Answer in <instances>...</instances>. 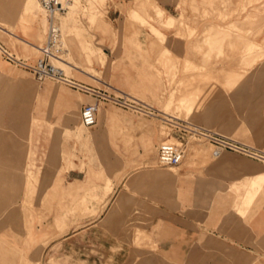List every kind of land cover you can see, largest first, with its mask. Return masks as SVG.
I'll return each mask as SVG.
<instances>
[{"label":"rangeland","instance_id":"rangeland-1","mask_svg":"<svg viewBox=\"0 0 264 264\" xmlns=\"http://www.w3.org/2000/svg\"><path fill=\"white\" fill-rule=\"evenodd\" d=\"M115 1L81 0L73 10L66 8L58 17L61 58L77 68L74 55L87 52L84 57L91 63L92 53L97 61L96 51L103 50L105 66L94 65L102 80L108 82L110 73L114 74L117 79L115 86L148 103L155 109L154 115H144L110 101L103 104L110 107L107 121L114 124V155L102 122L84 129L79 118L75 119L74 130L67 137L59 118L63 111L60 99L51 95L38 98L30 94L28 97L20 91L14 130L17 144L13 151L19 160V168L27 160L34 163V168L29 183L25 182L20 170L17 179L3 178L7 182H16L14 191L19 196L15 201V198L6 200L4 195L0 205V235L17 247L11 249L8 244H2L0 264H24L26 261L23 237L27 209H30V217L34 213L36 219L44 222H52L58 215L61 221L68 223L64 227L66 231L51 239L42 250L41 264H45L51 254L59 258L58 264H76L83 256L98 253L97 242L110 245V260H105V264L112 262V255L124 243L144 251L138 254L140 261L155 264L148 259L157 249L155 232L152 224L145 227V217L140 218L144 211L138 205L143 199L155 204L160 202L156 198L176 195L172 175L187 164L201 178L212 174L222 182L229 178L243 180L251 173L247 166L264 167L262 161L233 151H222L219 157H213V146L189 130L204 128L215 131L264 154V0H200V3L198 0H188V3L184 0L180 13H171L175 16L180 14L178 19L168 17L163 21L164 25L172 27L163 29L166 36L156 34L152 28L159 25L162 13L160 0H135L127 10L123 7L125 0ZM38 15L45 18L41 29L32 26L30 21L25 23L19 16L14 30L15 34L41 47L46 40L47 15L41 8ZM25 18L29 20L30 17ZM1 22L10 25L0 2ZM147 27L153 32L151 35ZM0 34L10 38L4 31L0 30ZM12 39L9 41L16 45L17 40ZM1 41L5 43L3 39ZM19 45L23 46L21 42ZM14 47L18 57L30 59V62L39 55L35 48L29 55H21ZM55 63L69 76L82 81L72 68ZM24 71L34 78L31 72ZM83 78V83L91 87L116 94L104 85ZM46 81L87 97L88 103L95 101L89 93L51 79ZM127 83L137 87L130 90ZM44 84L45 81L38 83L40 87ZM28 104L30 116L34 114L37 117L33 125L28 116ZM47 117L51 125L46 122ZM130 121L137 124L129 128L126 123ZM144 126L149 127L145 132L150 137L141 144L136 136L139 134L136 127L141 129ZM7 130L10 129L4 130V143L9 140ZM91 131L96 138L90 146V139L94 137ZM159 132L164 133L161 141L157 140ZM66 140L76 141L80 146L75 145L73 151H68L67 164L58 173L74 169L72 161H80V169H83V159L85 169L88 165L95 170L104 168V174L113 180L112 191L105 194L101 186L104 174L95 175L75 169L63 173V180L55 178L56 167L65 165L60 159V151ZM163 141L184 147V159L179 166L162 167L158 164L157 147ZM226 154L230 158L223 167L209 169ZM158 173L172 175L166 178V175L162 177ZM74 178L81 179L78 185L84 187L69 188L68 181ZM93 182L99 186L91 188ZM121 190L127 194H119ZM96 193L100 198L93 197L92 194ZM117 196L120 202L114 203ZM223 196H226L225 201L233 203L236 193L229 191ZM176 197V202L186 206L197 196L184 193ZM93 206L96 209H92ZM257 209L258 206L253 205L247 214ZM103 218L107 223L101 221ZM91 228L92 233L89 231ZM33 229L30 225V239ZM119 229L131 238H122ZM57 240L60 243L50 250ZM165 262L168 261L162 259L158 264ZM30 264H40V260L37 258L35 263L31 260Z\"/></svg>","mask_w":264,"mask_h":264},{"label":"crops","instance_id":"crops-1","mask_svg":"<svg viewBox=\"0 0 264 264\" xmlns=\"http://www.w3.org/2000/svg\"><path fill=\"white\" fill-rule=\"evenodd\" d=\"M113 1L116 2L115 0ZM134 1L135 0H125V5H123L125 10L130 8ZM182 1L184 0H160L159 6L162 13L159 25L156 24L152 26L156 34L166 36L163 29H171L172 27L170 25H164L163 21L168 17H175L178 19L180 14L175 16L171 13H180ZM186 2L188 3V0H186ZM198 2L200 3V0H198ZM19 14L20 13H16L10 22L9 27L5 26L4 22H1L0 25L15 34L14 27L19 19ZM147 28L150 32L149 35H151L153 32L149 27ZM168 34L171 35L172 32H169ZM28 35H30L29 32ZM0 39L5 41L4 43L0 40V43L3 44L16 59H21L30 65L33 64L34 61L30 62V59L18 57L15 49H13L8 43L10 39L13 40L11 37L5 38L0 34ZM21 47L22 46L19 45V42L16 41V49H20ZM96 54L99 57V60L95 61L92 53L91 63H89L84 57V55H88L87 52L84 53V55H74L76 59L75 65L78 66L76 69L78 70H73L74 73L78 74L80 79L82 78V81L80 82L83 83V77H86L96 84L104 85L108 89L116 91V94H118L117 91L125 93V91L115 86L114 81H117V79L114 74L110 73V81L107 82L102 80L100 71L94 65L95 63L100 64L103 68L105 66L106 54L103 50L101 52L96 51ZM79 59L81 61L83 59V63ZM23 69L28 70L9 61L0 53V205L4 195L6 200H12L15 198V201L19 196H16L17 194L14 191L16 182H7L3 178L11 177L17 179L20 170L26 178L25 182L29 183L30 177L32 176V169L34 168V163L27 160L21 165L20 169L19 160L15 156L16 152L15 150L13 151L14 146L17 144L14 130L17 126L15 120H17V114L19 111L18 98L20 91L21 93H26L28 97L30 94L38 98L51 95L60 99V105L63 111L60 113L59 118L63 123V129L67 137L69 133H72L74 130L73 121L78 118L80 120V109L82 105L89 101L87 97L81 94L74 92L70 93L62 87L51 84L47 81H45L43 87H40L34 74L28 70L34 76L33 78ZM70 77L72 76L70 75ZM127 84L130 90L137 87L133 83ZM86 85H88V83H86ZM126 94L130 95L128 92H126ZM130 96L149 105L133 95ZM103 104L108 103L99 102L98 106L100 112L98 111L97 113L96 123L93 127L98 126L99 122H102L104 130L107 131L109 142L113 147V154L115 155L114 147L116 143L113 134L114 124L113 122L109 123L107 121V114L110 111V107H106ZM80 105L81 107L79 108ZM26 106L30 124L33 125L36 122L37 117L34 114L30 116V104ZM46 122L49 125L52 124L48 117L46 118ZM126 124L130 128V126L136 125L137 122L130 121ZM146 128L149 129L147 126H144L141 129L136 127V132L139 131V134H136V136L141 140V144L150 137L145 132ZM5 129H10V131L7 130L10 133H6L7 139H9L7 140V143H4L3 137ZM152 129L156 132L154 127H152ZM92 134L94 137H91L90 139V146L94 143L96 138V135L93 132ZM75 145L80 146V143L78 144L76 141L69 142L66 140V143L60 151V159L65 165L61 164L56 167L55 178L63 180V173L75 169H79V171H84L85 173L90 172L95 175L104 174L105 170L103 167H99L98 170H95L92 166L88 165L85 169V162L80 157L79 158L82 159V162L84 163L83 169H80V161L78 163L72 161L75 166L74 169L58 173L61 167L66 166L69 155L68 151H73L74 149L72 147ZM69 147H71L72 150ZM203 151H205V149ZM228 158H230L229 155H224L222 159L217 163H214L209 169L223 167ZM187 163L188 161H186L185 164ZM247 169H249L251 173L243 180L240 181L236 178L230 180L229 178V180L222 182L212 174H209L210 176L204 175L201 178L194 172L192 167L187 164L185 168H182V170H179V172L175 174L174 179H172L171 182L175 185L176 189L174 190L177 193L176 195L184 193L196 195L197 197L192 203H187L186 206H181L180 203L176 202L178 197L173 194L169 197L162 196L156 198V201L160 202H155V204L143 199L138 206L140 208L142 207L141 210L144 211V214L143 216H139L140 218H146L147 221L145 227L148 228L152 224L151 226H153V231L155 232L157 245V249L152 255H149L148 259L153 262L155 261V264H158L159 261L162 262V259H166L169 264H264V167L247 166ZM162 174L163 173H158L159 176L164 177ZM78 182H82V180L74 178L72 181H68V187L71 189L84 187V185H78ZM93 183L94 185H91V188L94 189L99 186L97 183ZM101 186L105 194L112 191L113 180L111 177L105 175L104 183ZM229 191H234L236 193L233 203L225 201L226 196H223L224 194H228ZM120 193H123L124 195L127 194L123 190H121L119 194ZM92 195L96 199L100 198L97 193ZM123 198L125 199V197ZM117 199L118 196L114 200V203L120 202L117 201ZM105 202L106 201H104V204ZM144 203L147 204L144 205ZM253 205L258 206V209L253 213L247 214L248 209ZM92 209H96V206H93ZM245 214L247 215L245 216ZM101 221L107 223L106 218H103ZM67 224V222L65 223V221H61L58 215L55 216L52 222H44L40 219H36L34 213L30 217V209H27L25 213V234L23 237V243L25 245L23 253H25L26 259L24 264H30L31 260L35 263L37 258L40 260L41 264L42 250L48 246L51 239L66 231V228L64 227ZM30 225L34 227L32 239H30ZM61 227H63V229H61ZM89 231L92 233L93 229L91 228ZM118 233L119 235L122 234V238H131V236L128 237L121 233L120 229ZM105 241L106 243H109V241ZM58 243H60V240L54 242L49 249L51 250ZM2 244H8L11 249L17 248L12 241H8L0 235L1 247ZM97 247L99 249L96 255L83 256L76 264H84L83 261H85L86 264H105V260L109 261L110 245H101L97 242ZM143 252L144 251H140L138 248H134V246L129 243H124L120 250L112 255V262L110 264H146L148 261L139 260L138 254H143ZM46 263L58 264L59 258L54 254H51L45 261V264ZM167 263L165 262V264Z\"/></svg>","mask_w":264,"mask_h":264},{"label":"built area","instance_id":"built-area-1","mask_svg":"<svg viewBox=\"0 0 264 264\" xmlns=\"http://www.w3.org/2000/svg\"><path fill=\"white\" fill-rule=\"evenodd\" d=\"M69 1L70 0H39V3L46 12L49 20L48 38L46 44L39 48V57L33 64L30 65L21 59H16L14 55L0 43L1 55L9 61L28 69L40 81L49 78L61 82L71 88L91 94L95 99V102L92 104H83L80 109V122L85 127H93L95 125L97 118V105L99 102L110 101L126 109H137L139 112L148 116L151 115V113H154V108L144 106L130 100L128 97L109 93L106 90L91 87L75 80L73 77L68 76L62 68L57 67L52 62L53 58H60L62 51L60 47V29L57 22H55L54 16L56 13H64ZM195 134L204 137L206 141L213 146L214 155L220 154L222 151H233L258 160L264 157V154L261 152H257L256 150L243 145L239 141L218 132L202 129L195 132ZM184 154V147L172 142L163 141L157 147V161L162 167L178 166L182 162Z\"/></svg>","mask_w":264,"mask_h":264},{"label":"bare ground","instance_id":"bare-ground-1","mask_svg":"<svg viewBox=\"0 0 264 264\" xmlns=\"http://www.w3.org/2000/svg\"><path fill=\"white\" fill-rule=\"evenodd\" d=\"M0 2H1V4L4 6V10H5V13H6V15H7V17L9 18V21L11 22L12 21V19H13V17L16 15V13H21L20 14V17L23 19V21L25 22V23H28L29 21H30V24L32 25V26H34V27H37V28H39V29H41V25L42 24H44V22H45V18H44V16H39L38 15V13H40V8H41V10L43 11V13L45 12L44 10H43V8L41 7V5H40V3H39V0H0ZM80 2H81V0H70L68 3H67V7L68 8H70L71 10H73L76 6H78L79 4H80ZM8 5H10V6H8ZM17 10V11H16ZM45 14H46V12H45ZM61 14H63V13H56L55 14V22H57V24H58V27H59V29H60V23H59V19H58V17L61 15ZM29 15V20L27 19V18H25V16H28ZM47 15V14H46ZM9 23V22H8ZM46 23H47V34H46V40H45V42H44V44L42 45V46H44L45 44H46V42H47V38H48V26H49V20H48V16H47V18H46ZM5 24V26H7V27H9V25L7 24V23H4ZM0 30L1 31H4L5 33H7L10 37H12V38H14L15 40H17L18 42H21L22 43V50L21 49H19V51L21 52V55H29V53H31V49H36L37 50V52H38V54H40L39 53V48L40 47H36L31 41H29V40H26V39H23L22 37H20L19 35H17V34H14V33H12V32H10L9 30H7L6 28H4V27H2L1 25H0ZM60 38H61V29H60ZM8 43L11 45V47L13 48V49H15V47L14 46H16L14 43L12 44L10 41H8ZM41 46V47H42ZM27 47H29L30 48V52H28V50H29V48H27ZM17 51H18V49H17ZM249 51V50H248ZM19 54V53H18ZM38 57H39V55H38ZM38 57L34 60V62L38 59ZM33 62V63H34ZM52 62L57 66V67H60V68H62L61 66H59V65H57L55 62H59V63H61L62 65H65L66 67H70V68H72V69H76V66H74V65H72L71 63H68L67 61H65L64 59H62L61 58V56H60V58H53L52 59ZM63 69V68H62ZM64 70V69H63ZM76 70H78V69H76ZM64 72H65V70H64ZM66 73V72H65ZM85 73V72H84ZM83 73V74H84ZM67 74V73H66ZM68 75V74H67ZM69 76V75H68ZM92 76V75H91ZM36 78V77H35ZM95 78V77H94ZM49 78H45V79H43L42 81H40V80H38L37 78H36V80L38 81V82H44V81H46V80H48ZM52 80V79H51ZM95 80V79H94ZM55 81V80H54ZM58 82V81H57ZM59 83H61V82H59ZM63 84V83H62ZM65 85V84H64ZM117 93H118V95H123V96H125V97H128L130 100H133V101H135V102H137V103H140V104H142V105H144V106H147V107H149V108H152V107H150L149 105H146L145 103H142V102H140V101H138L137 99H135V98H133V97H131L130 95H128V94H126V93H124V92H122V91H117ZM98 106V105H97ZM132 110V109H131ZM137 109H133V111H136ZM98 111H99V106L97 107V113H98ZM136 112H138V113H141V112H139V110H137ZM143 114V113H142ZM151 115L153 116L154 115V113H151ZM150 115V116H151ZM97 119V118H96ZM80 125H81V127L82 128H84V129H89V128H92V127H85V126H83L82 124H81V122H80ZM207 130V129H204V128H190L189 130H191L194 134H195V132H197V131H199V130ZM210 131V130H209ZM163 132H159V134L157 135V137H158V141H161V138H162V136H163ZM200 137V136H199ZM201 138H203V139H205L204 137H201ZM206 140V139H205ZM243 145H246V146H249V145H247V144H244V143H242ZM211 145V144H210ZM250 147V146H249ZM257 152H261L260 150H256ZM222 153V152H221ZM221 153L220 154H217V155H214V153H213V151H212V156L213 157H219L220 155H221ZM156 159H157V156H156ZM183 159H184V157H183ZM183 161V160H182ZM260 161H262L263 163H264V157H262V158H260ZM158 162V161H157ZM182 163V162H181ZM180 163V164H181ZM179 164V165H180ZM178 165V166H179ZM177 167V166H176ZM164 175V174H163ZM166 175V176H165ZM164 176L166 177V178H170L171 177V175L172 174H169V176H168V174H165ZM172 176H175V174L174 175H172Z\"/></svg>","mask_w":264,"mask_h":264}]
</instances>
